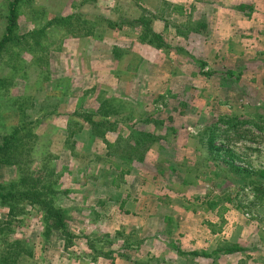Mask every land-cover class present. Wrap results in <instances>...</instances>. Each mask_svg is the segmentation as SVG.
<instances>
[{
    "label": "rangeland",
    "instance_id": "1",
    "mask_svg": "<svg viewBox=\"0 0 264 264\" xmlns=\"http://www.w3.org/2000/svg\"><path fill=\"white\" fill-rule=\"evenodd\" d=\"M263 2L21 0L0 53V145L20 129L1 170L0 264H178L179 238L224 216L264 234ZM139 18L168 47L143 42L126 23ZM89 118L115 131L97 137ZM134 132L156 137L142 161ZM29 194L65 212L68 235Z\"/></svg>",
    "mask_w": 264,
    "mask_h": 264
},
{
    "label": "crops",
    "instance_id": "2",
    "mask_svg": "<svg viewBox=\"0 0 264 264\" xmlns=\"http://www.w3.org/2000/svg\"><path fill=\"white\" fill-rule=\"evenodd\" d=\"M240 3L242 4H238V6H234L235 10H237L238 13L243 14V15H246V12L250 14L247 11V6H246V5H249V3L245 1L240 2ZM262 5H264V2ZM239 6H244L246 11H241ZM257 12L262 13L263 10L257 8L255 11V14H257ZM238 17L240 18V15H238ZM257 23H258L257 29H260L259 34L261 33L264 34V23L262 22L260 18L258 19ZM124 197H127V196H122V198L118 200L120 201V204H119L120 207L118 211L120 213L122 212V214L124 215L126 214V217H129L131 214L133 216V213L128 212L127 210L128 208L124 206L125 204H127V201H128L127 199L123 200ZM223 220L224 221L220 223V226H221L220 229H218L220 230L218 232H222V234L215 232L214 229L216 227L212 228L213 229L212 231L208 230V232H206L204 229L202 230V226H201L200 228H195L189 232H185L186 234L185 235L183 234L184 236L182 235L183 237L179 238L180 247L178 246V249L180 251L182 252H205L209 254L210 256L213 255L212 257L208 259L192 258L190 259V263H187L188 260L186 258L181 257L178 251H176L177 250L176 248L174 251H176L175 254L177 256H173L174 257L173 259L175 261H178V264H193V260L194 262H197V264H213V262H216L215 260L210 263L207 262L206 260H210L215 257L219 259H216L217 263H214V264H218V263L219 264H264V234L260 230L261 226L250 225V227H248L246 226V224L243 225V223H238L236 220L231 221L226 216L223 217ZM125 221L126 219H124V223ZM212 223H215V222H213L212 220ZM231 228L233 229L232 231H231ZM158 241L161 243V240L158 239ZM164 246L168 247L167 245H164ZM124 247L125 246H122V249H124ZM235 248H240L242 250L235 251L232 253L225 252V250H228V249L233 250ZM220 250H223L224 252H221ZM150 252L151 250L149 249L147 252V255H149L150 257H153L150 254ZM122 255H123L122 258H124L127 262L128 256H125L124 254ZM161 256L163 257L162 254ZM119 260L121 259H119L118 257V259L115 260L114 262H116L117 264ZM114 262H112V264ZM130 262L131 260L129 259L127 263L129 264Z\"/></svg>",
    "mask_w": 264,
    "mask_h": 264
},
{
    "label": "trees",
    "instance_id": "3",
    "mask_svg": "<svg viewBox=\"0 0 264 264\" xmlns=\"http://www.w3.org/2000/svg\"><path fill=\"white\" fill-rule=\"evenodd\" d=\"M21 0H12L10 4V10H9V15H8V21H7V27L4 35L0 39V53L6 48L7 45L10 43L14 42L15 39L17 38V35L15 34V30L17 28V22H18V8L20 5ZM241 11H246L244 6H239ZM176 9H182V8H175ZM124 21V20H122ZM128 24H131L133 27H139L142 28L141 30V40L143 42H149L151 45L155 46L158 49H162L164 47H168V44L163 43L162 36L159 34H156L151 26V23L149 20H146L145 18H139L135 21L132 22H126ZM199 28L204 29V25L200 26ZM89 124L93 128V132L97 137H105L106 133L108 131L114 132L116 125L108 122V121H94L91 118L87 119ZM100 128H107L104 132H98ZM19 133L20 129H16L12 135L7 137L3 144L0 145V178H1V170L3 168V165L5 164H12L13 162V155L15 152L16 144L19 143ZM72 136V135H71ZM70 136V137H71ZM155 138L153 135L148 134V133H142V132H134L133 134V142H130L128 144V147L131 151L132 154H138L139 156L142 155L141 159L139 161H142L145 154L153 147L155 143ZM105 139V138H103ZM165 139V138H164ZM122 160L128 159L130 161V156L122 155L121 157ZM130 163V162H129ZM175 171V170H174ZM176 173V171H175ZM178 174V173H176ZM261 177L264 178V174H260ZM0 190H1V183H0ZM41 196V195H40ZM40 196H37L36 194H29L26 199H32V203H37L39 204L42 209L45 211V219L46 222L48 223V226L56 231H63L66 232L68 231L67 225L65 223L66 219V214L63 210L55 207L53 203L48 202L45 203L41 201L39 198ZM12 197L17 198L16 194H12ZM1 198V194H0ZM20 201V200H18ZM68 235V233H67ZM71 236V234H70ZM117 236H121L120 233H117ZM73 238V236H71ZM107 238H109V235H107ZM111 245V244H110ZM126 247V246H125ZM242 250L240 248H235L233 250H225L226 253H232L235 251ZM178 253L180 254L181 257L187 258H199V259H208L212 257L213 255H209L205 252H182L179 249H177ZM221 252H224L223 250H220ZM217 255V254H216Z\"/></svg>",
    "mask_w": 264,
    "mask_h": 264
}]
</instances>
